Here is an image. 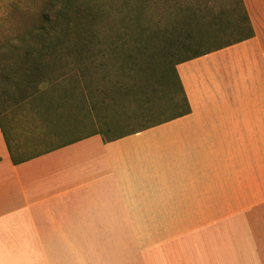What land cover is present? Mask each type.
I'll return each instance as SVG.
<instances>
[{"label": "crops", "instance_id": "1", "mask_svg": "<svg viewBox=\"0 0 264 264\" xmlns=\"http://www.w3.org/2000/svg\"><path fill=\"white\" fill-rule=\"evenodd\" d=\"M249 39L181 62L188 114L107 135L93 111L0 117V264H264V0Z\"/></svg>", "mask_w": 264, "mask_h": 264}, {"label": "trees", "instance_id": "2", "mask_svg": "<svg viewBox=\"0 0 264 264\" xmlns=\"http://www.w3.org/2000/svg\"><path fill=\"white\" fill-rule=\"evenodd\" d=\"M130 1L119 0L122 5ZM134 1L139 17L151 8L152 0ZM157 1L162 17L157 15L159 19L149 31L150 39L159 47L146 37L131 45L126 31L113 32L110 28L102 37L99 19L107 8L103 0H52L40 25L8 46L9 58L18 61L13 66L8 64V74L0 78V85L5 83L0 91V100H4L0 112L8 106L26 105L35 115L54 116L61 107L87 105L101 125L104 138L153 127L164 120L150 117L152 110L144 98L154 76V67L145 59L152 50L164 60L160 86L179 95L180 103H173L174 97L166 102L180 109L169 118L188 114L190 108L176 65L249 39L253 29L242 0H221L217 7L207 4V0L203 4L201 0ZM145 32L142 28L134 35L144 36ZM226 33L241 36L230 44L204 48L209 40ZM111 60L115 69L108 74L104 69ZM120 129L131 131L116 134Z\"/></svg>", "mask_w": 264, "mask_h": 264}, {"label": "rangeland", "instance_id": "3", "mask_svg": "<svg viewBox=\"0 0 264 264\" xmlns=\"http://www.w3.org/2000/svg\"><path fill=\"white\" fill-rule=\"evenodd\" d=\"M105 6V13L99 19V25L101 29V36L107 33V29H111L113 32L115 31H126L131 37L130 43L134 45L135 42L141 43L142 39H150V29L153 28V23L155 20H158L159 17L157 15H161L163 11L161 10V3L158 4L159 1L152 0L150 3L151 8L148 12L142 17H139L136 12L138 10V3L134 0H131L128 5H122L119 0H103ZM194 1V0H192ZM52 2V0H0V78L5 77V74H8V64L13 66L16 60L10 57L11 51L8 46L14 45L16 39L19 35L25 33L26 31L37 28L41 23V17L44 12L48 10V5ZM195 2H200V0H196ZM205 0H201L200 3H204ZM207 4H211L212 6H219L221 4V0H207ZM164 20V19H163ZM61 26L57 28L60 31ZM145 29L146 32L144 36H135L134 33L136 30L140 32ZM240 34H222L218 37V39L209 40L204 48L207 50L209 48H214L216 46H222L225 44H230L240 38ZM153 40L155 43L153 46L159 47L160 45L156 43V41L151 38L150 41ZM14 43V44H13ZM11 49V48H10ZM18 54V53H17ZM145 57L154 68V76L149 80L150 85L148 86L146 93L147 97L144 98L147 100V106L151 108V118L157 121L164 120L165 118L172 117L177 114L180 109L178 107H174L176 104H167V101L173 103H180L179 95L176 92L171 91L170 89H164V87L160 86V72L164 65V60L161 59L156 53L150 50ZM115 59H113L114 61ZM120 60V58H119ZM112 60L108 61L109 64L105 67L104 72L108 74H112L115 67L112 65ZM102 74V72H101ZM4 84L0 85V91L2 92L4 88ZM2 101V102H1ZM4 100H0V111L2 106L4 105ZM132 104L129 105V107ZM8 111V108L5 111L0 112V117L2 114H5ZM112 113V111H111ZM113 113H117L116 110ZM131 129H120L116 134L130 132Z\"/></svg>", "mask_w": 264, "mask_h": 264}]
</instances>
